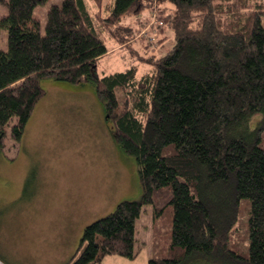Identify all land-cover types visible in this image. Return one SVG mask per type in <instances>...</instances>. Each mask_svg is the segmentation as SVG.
<instances>
[{
	"label": "trees",
	"instance_id": "16d2710c",
	"mask_svg": "<svg viewBox=\"0 0 264 264\" xmlns=\"http://www.w3.org/2000/svg\"><path fill=\"white\" fill-rule=\"evenodd\" d=\"M46 1L0 0L7 9L0 16L7 31V47H0V153L11 122L20 146L45 92L42 78L89 84L117 147L136 159L142 188L138 199L120 201L85 226L67 264L134 259L146 204L154 227L149 264H264V0H159L172 7L164 14L159 5L173 46L142 73L139 62L104 75L98 66L110 52L107 43L126 41L113 26H124L131 13L141 19L153 0H63L49 8L43 33L34 9ZM257 113L262 118L253 126ZM243 203L241 250L231 232Z\"/></svg>",
	"mask_w": 264,
	"mask_h": 264
},
{
	"label": "rangeland",
	"instance_id": "374dc122",
	"mask_svg": "<svg viewBox=\"0 0 264 264\" xmlns=\"http://www.w3.org/2000/svg\"><path fill=\"white\" fill-rule=\"evenodd\" d=\"M62 2L47 0L35 7L34 15L40 19L43 33L49 8ZM146 5L139 12L141 19L131 13L124 26H113L126 41L121 46L114 40L107 43L110 52L99 63V75L139 66V62L142 73L150 69V61L173 46V28L167 26L159 5L167 7L164 14L172 7L168 3L161 5L159 0ZM6 13L0 2V16ZM0 47H7L5 28L0 29ZM41 85L44 95L33 110L20 146L11 138V122L6 147L0 153V262L5 264H59L62 246L75 234L81 236L87 224L112 212L120 201L138 199L142 194L137 161L117 147L112 128L104 118L105 106L91 86L77 87L50 77L42 78ZM118 93L123 99L121 89ZM261 118V113L255 114L251 124L256 126ZM152 213V206L146 204L137 220L138 255L134 259L109 255L103 264H149L153 255ZM34 216L49 218L51 226L56 227L49 239L35 242L25 252L17 246L24 242L17 240L16 224ZM246 217L247 206L243 203L231 232L241 250L246 247ZM69 229L67 235L65 230ZM165 232L161 230L163 238ZM198 262L190 259L186 264H201Z\"/></svg>",
	"mask_w": 264,
	"mask_h": 264
},
{
	"label": "crops",
	"instance_id": "0c3cea01",
	"mask_svg": "<svg viewBox=\"0 0 264 264\" xmlns=\"http://www.w3.org/2000/svg\"><path fill=\"white\" fill-rule=\"evenodd\" d=\"M17 235L19 236L17 240H22L23 239V246L20 248H24V251L26 252V247H34L36 244L35 242H40V241H46L49 239L50 234L52 233V229L56 226L50 224L49 218H35L34 217H24L17 222ZM51 226V227H50ZM70 226H66L65 228H68ZM45 228V229H44ZM71 229L68 231L65 230V233L67 235L70 234ZM83 235V234H82ZM81 235V236H82ZM80 233L75 234V237L67 244H64L62 246L63 251L61 252L60 262L59 264H67L71 261L72 257L74 254L77 252L80 242H81V237ZM17 248V247H16ZM114 257V256H112ZM119 258V257H118ZM5 264V262H4Z\"/></svg>",
	"mask_w": 264,
	"mask_h": 264
}]
</instances>
